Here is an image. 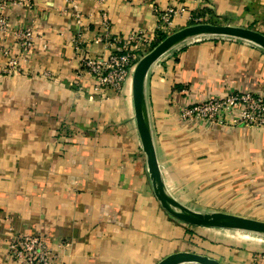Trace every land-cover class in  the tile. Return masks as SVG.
<instances>
[{"label": "crops", "instance_id": "crops-1", "mask_svg": "<svg viewBox=\"0 0 264 264\" xmlns=\"http://www.w3.org/2000/svg\"><path fill=\"white\" fill-rule=\"evenodd\" d=\"M33 1V13L9 12L13 26L34 24L40 35L31 72L0 75V264H15L7 248L17 234L42 235L59 252V264H156L172 253H199L190 245L205 239L217 244L205 255L222 264H264V253L229 245L212 229L184 225L161 209L136 133L130 83L118 95L90 99L89 83L75 87L77 66L68 64L77 33L93 56L103 51L91 43L102 14L117 36L154 33L153 10L169 6L182 11L172 33L217 16L224 19L213 24L264 35V0H75L79 24L65 12L70 0ZM43 70L49 80L37 76ZM145 93L169 193L197 212L264 221V129L179 118L183 106L209 96L264 97V52L235 39L189 42L152 66ZM250 234L246 242L264 247V238Z\"/></svg>", "mask_w": 264, "mask_h": 264}, {"label": "built area", "instance_id": "built-area-1", "mask_svg": "<svg viewBox=\"0 0 264 264\" xmlns=\"http://www.w3.org/2000/svg\"><path fill=\"white\" fill-rule=\"evenodd\" d=\"M91 1L102 5L105 0ZM35 7L33 0H0L2 60L0 75L2 76L19 77L31 72L32 61L38 53L37 42L40 35L35 30L34 24L13 26L9 12L22 10L25 14H29L34 12ZM153 11L158 20V27L154 33L138 30L122 36L112 35L107 17L104 14L100 15L91 43L101 46L103 51L96 56H93L87 47L85 48L88 43L82 40V33H77L73 41V58L68 61V64L77 66L74 86L79 87L81 91L89 83L90 99L95 96L104 98L107 93L116 95L121 93L125 85L130 83L136 63L152 49L155 33L170 32L173 18L182 13L172 6ZM65 12L69 13L77 24L83 19V13L78 10L75 0L68 2ZM47 49V44L41 45L42 52ZM145 51L147 52L141 54ZM33 72L32 69V76H36ZM37 76L42 80L51 78V74L45 70ZM179 118L186 123L203 122L231 127L244 125L264 129V97L252 93L209 96L191 105L183 106ZM57 249L61 250L63 246L59 245ZM7 252L15 264H59L60 260L59 252L53 249L42 235H14L8 244Z\"/></svg>", "mask_w": 264, "mask_h": 264}, {"label": "water", "instance_id": "water-1", "mask_svg": "<svg viewBox=\"0 0 264 264\" xmlns=\"http://www.w3.org/2000/svg\"><path fill=\"white\" fill-rule=\"evenodd\" d=\"M227 38L250 43L264 52V35L253 29L196 23L167 35L136 63L131 80V100L136 133L145 157L147 174L153 195L161 209L174 220L195 228L229 230L264 235V221L223 212H197L178 202L167 190L156 157L145 93V82L152 66L179 46L203 38ZM156 264H222L207 255L176 252Z\"/></svg>", "mask_w": 264, "mask_h": 264}, {"label": "rangeland", "instance_id": "rangeland-1", "mask_svg": "<svg viewBox=\"0 0 264 264\" xmlns=\"http://www.w3.org/2000/svg\"><path fill=\"white\" fill-rule=\"evenodd\" d=\"M206 18L209 19L206 23H210V24L213 22V20H223L224 19L222 17H217V16L216 17H214V16H208ZM193 23H195V21H191L190 22L191 25ZM203 23H205V22H203ZM171 33H172V31L171 32H168L167 34L165 33V35H169ZM179 47H181V46H179ZM179 47H177L176 49H178ZM147 51H145V52H143L141 54H144ZM209 125H211V124H209ZM219 127H223V128H233L231 126H219ZM210 231H214V234L216 235V237L217 236L220 237V240H222V241H228L229 245L231 244V245H234V246H236V245L238 246L239 244H241V246L243 248L251 249V251L253 250V251H258V252L264 253V247L258 248L256 246H252L248 242H246V238L249 237V234L250 233H243V232L229 231V230H225L224 231V230H217V229H212ZM251 235L252 234H250V236ZM258 236H260L261 238H264V236H262V235H258ZM193 239L194 238L192 237V240ZM190 246L194 247V250H196V251L199 252L198 254L205 255V254H212L210 250H212L211 248L215 249V247H217V244L212 243V242H209L208 240L205 239L204 241H201V245L200 244L196 245L195 243H191Z\"/></svg>", "mask_w": 264, "mask_h": 264}, {"label": "trees", "instance_id": "trees-1", "mask_svg": "<svg viewBox=\"0 0 264 264\" xmlns=\"http://www.w3.org/2000/svg\"><path fill=\"white\" fill-rule=\"evenodd\" d=\"M200 16H202V15H200ZM199 16L197 15L196 16V19L198 18ZM196 23H203V22H195V23H193V24H196ZM206 23V22H205ZM167 35H165V33H162V32H160V31H157L156 33H155V39H154V41L152 42V44H151V48H153L155 45H157L160 41H162L165 37H166Z\"/></svg>", "mask_w": 264, "mask_h": 264}, {"label": "bare ground", "instance_id": "bare-ground-1", "mask_svg": "<svg viewBox=\"0 0 264 264\" xmlns=\"http://www.w3.org/2000/svg\"><path fill=\"white\" fill-rule=\"evenodd\" d=\"M171 194V193H170ZM256 235H261V234H256ZM262 236H264V235H262Z\"/></svg>", "mask_w": 264, "mask_h": 264}]
</instances>
